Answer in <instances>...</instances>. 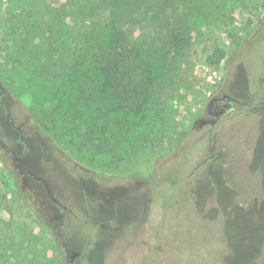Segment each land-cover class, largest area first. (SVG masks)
<instances>
[{
    "label": "rangeland",
    "instance_id": "obj_1",
    "mask_svg": "<svg viewBox=\"0 0 264 264\" xmlns=\"http://www.w3.org/2000/svg\"><path fill=\"white\" fill-rule=\"evenodd\" d=\"M156 2L159 18L127 24L125 39L100 33L85 84L82 70L46 82L14 61L25 19L0 0V214L33 229L30 256L264 264V0Z\"/></svg>",
    "mask_w": 264,
    "mask_h": 264
},
{
    "label": "trees",
    "instance_id": "obj_2",
    "mask_svg": "<svg viewBox=\"0 0 264 264\" xmlns=\"http://www.w3.org/2000/svg\"><path fill=\"white\" fill-rule=\"evenodd\" d=\"M142 3L140 0H63L54 5L51 0H9L8 14L25 19L23 31H16L15 50L11 51L10 57L46 82L69 77L82 70L83 81L87 84L92 79L89 65L93 62L96 46L100 48V55L105 50L103 41H99L105 28L114 27L120 35L118 37L125 39L124 27L127 24L159 18L163 10L159 2L150 0L144 3L145 8ZM165 3L167 5V0ZM68 19L76 23L77 29H69ZM224 57V50L216 46L206 60L215 65ZM0 89H3L1 85ZM84 94L94 95L91 86ZM2 106L0 102L1 109ZM0 121H4L1 113ZM3 135L0 133L1 147L7 144ZM10 172L14 175L13 170ZM17 191H20L19 185ZM6 197V192L0 190V212ZM25 225L15 226L14 220L5 219L0 214V247L8 252L4 258L0 255V264H54L53 258L42 260L38 254L29 255L38 236Z\"/></svg>",
    "mask_w": 264,
    "mask_h": 264
},
{
    "label": "flooded vegetation",
    "instance_id": "obj_3",
    "mask_svg": "<svg viewBox=\"0 0 264 264\" xmlns=\"http://www.w3.org/2000/svg\"><path fill=\"white\" fill-rule=\"evenodd\" d=\"M235 99L231 96H229L228 94H225L223 97L221 98H213L208 105V114H205V116H203L200 119L201 123H211L212 125L216 123V121L219 119L220 114H223V111L225 110V108L228 107L229 103L234 101ZM214 110L215 114H216V119H213L211 114ZM19 162L21 163L22 160L20 157H18ZM25 170L28 171L30 174H33L30 170H28L25 167ZM46 186V185H45ZM48 195L52 198V196L48 193ZM53 200L57 201L55 198H52ZM155 226V225H154Z\"/></svg>",
    "mask_w": 264,
    "mask_h": 264
},
{
    "label": "water",
    "instance_id": "obj_4",
    "mask_svg": "<svg viewBox=\"0 0 264 264\" xmlns=\"http://www.w3.org/2000/svg\"><path fill=\"white\" fill-rule=\"evenodd\" d=\"M36 179H41L43 180L44 184L46 185V188H47V191L48 193L52 196V198H54V196L52 195L51 193V189H50V186L48 184V182L45 180V179H42L40 176H35ZM80 252L76 251V252H73L72 254V258H74L76 255H78Z\"/></svg>",
    "mask_w": 264,
    "mask_h": 264
}]
</instances>
